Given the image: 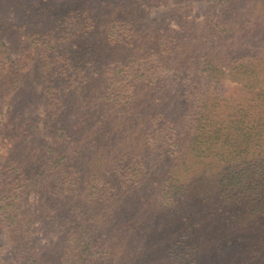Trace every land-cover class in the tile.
Wrapping results in <instances>:
<instances>
[{
  "label": "trees",
  "instance_id": "trees-1",
  "mask_svg": "<svg viewBox=\"0 0 264 264\" xmlns=\"http://www.w3.org/2000/svg\"><path fill=\"white\" fill-rule=\"evenodd\" d=\"M9 2L22 26L56 24L54 14L60 12L75 17L60 28L31 27L34 35H42L38 42L46 52L39 61L47 78V110L40 119L52 143L44 141L36 151L42 158L36 170L35 159L15 158L24 148L20 142H11L3 156L8 188L0 198V230L7 241L0 264L264 260L261 249L249 247L264 230V71L237 69L236 62L250 57L233 49L228 54L234 39L227 37L235 27L208 21L201 32L188 31L184 41L173 30L141 22L138 0ZM41 7L49 11L40 12ZM224 12L232 16L225 7ZM224 58L233 62L235 87L250 95L247 106L237 113L236 98L218 90L211 97L206 87L187 119L161 135L164 123L172 121L161 120L168 101L152 87L158 70L191 69L197 84L209 86ZM21 77L17 61L0 59V80L8 88ZM70 113L79 117L76 131L69 128ZM37 118H26L25 137L37 128ZM121 133L127 138L122 140ZM238 160L244 166L233 169ZM30 192H37L41 203L17 211ZM39 220L65 236L63 254L50 259L33 254L31 230Z\"/></svg>",
  "mask_w": 264,
  "mask_h": 264
},
{
  "label": "rangeland",
  "instance_id": "rangeland-1",
  "mask_svg": "<svg viewBox=\"0 0 264 264\" xmlns=\"http://www.w3.org/2000/svg\"><path fill=\"white\" fill-rule=\"evenodd\" d=\"M138 1L143 10L141 14L139 13L141 22L149 27H158L165 31L173 30V34L184 41L187 38L186 33L191 29L197 28V32H201L206 22L209 21L211 26L219 20H224L235 27V32L227 37V39H234L233 45H228V54L230 49H233V53L246 51L250 57V59L241 63L236 62L237 69L264 71V0H228L227 4L226 2L214 3L213 0ZM224 7L226 10L232 11V16L224 12ZM46 11H49L48 8L41 7L40 12ZM18 14V10L11 5L9 0H5L2 5L0 4V21L2 22L0 25V49L2 50L0 59H4L9 64L12 63V60L17 61L22 72L20 81L16 86L14 85L15 88H8L7 82L5 83L6 80H0V198L6 194L8 188L5 181L8 173L4 172L5 169L2 167V163L4 162L3 156L5 157L11 142H14L12 145H18L19 142L20 146L24 144V148L17 149L15 158L23 159L24 162H31L32 159H35V170L42 164V158L36 154V151L44 141L52 143V135L40 119L45 116L47 110V101L44 94V82L47 81V78L39 69L40 57L45 55L46 52H42L45 47L38 42V38L43 39L42 35L40 33L34 35L31 27L36 29L39 27L38 31L55 26L60 28L75 17L74 13L63 14L60 12L54 14L56 24L26 22L22 26L23 22L19 19ZM39 19V15L34 17V20ZM10 23L11 26L9 27ZM83 23L85 22L83 21ZM58 35L62 38L66 37L64 32H60ZM237 35H240L239 39ZM231 63L233 62H230L228 58L220 61L209 86L203 83L197 84L194 81L195 76L191 69L161 68L158 70L152 87L158 89V92L164 93L165 100L168 101V112L162 114V116H167L161 118V120L171 119L170 121H172L169 124L164 121L165 129L159 131L161 135H164L172 126L179 127L187 119V114L197 105V94L199 95L206 87H209L206 91L208 93L218 90V92L231 94L233 96L231 99L236 98L235 101L238 103L237 113L241 112L240 109L244 105L247 106V99L250 98V95L247 91L235 87L236 77L231 74L234 71ZM202 82L206 83L205 80H202ZM210 95L214 97L213 93H210ZM220 103L225 104L224 102ZM177 114L180 115L179 118L176 117ZM222 116L223 114L220 113V117ZM27 117L39 118L35 122L37 128L25 137L22 129L25 126ZM66 117L69 128L75 131L78 130V115L70 113ZM148 127L150 126H147L145 133L152 131ZM121 136H123L121 137L122 140L127 138L125 134L121 133ZM162 148H165V145ZM244 164V162L238 160L233 169H239ZM217 167L221 168L220 165ZM34 169L31 173H34ZM40 203L39 194L30 192L25 199L18 202L17 211L22 208H35ZM239 214L241 212L237 213V215ZM249 220H255V218L250 217ZM6 234L3 230H0V255L7 241ZM251 236L252 238L255 237L253 233ZM256 236L250 242L249 247L259 248L264 252V238L258 239V236L264 237V230H261ZM64 237L54 229L48 228L43 220L35 222L31 230V239L34 244L33 254L47 256L48 259L51 258L50 256L63 254L65 252ZM48 262V264L53 263L51 259ZM217 264L229 263L223 261ZM232 264H237V262ZM258 264H264V260H260Z\"/></svg>",
  "mask_w": 264,
  "mask_h": 264
}]
</instances>
